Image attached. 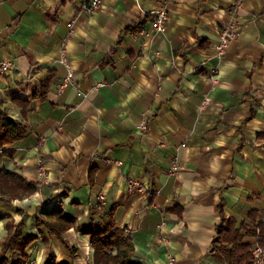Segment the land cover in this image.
<instances>
[{
  "label": "crops",
  "instance_id": "1",
  "mask_svg": "<svg viewBox=\"0 0 264 264\" xmlns=\"http://www.w3.org/2000/svg\"><path fill=\"white\" fill-rule=\"evenodd\" d=\"M103 1L89 13L85 0H0V61L14 64L0 74V108L29 130L3 146L11 153L0 151V169L39 183L30 196L0 200V248L12 219L38 236L25 258L14 253L22 264L50 253L95 264L89 234L64 232L74 255L38 218L60 210L88 229L115 208L142 264L169 255L174 264H228L213 243L221 200L238 227L252 209L264 220V0ZM237 2L241 28L220 59L214 47ZM161 6L169 19L157 32L150 11ZM137 23L141 31L125 30ZM64 40L75 75L60 89ZM50 72L47 98H32ZM16 97L30 101L25 114ZM134 179L146 188H129Z\"/></svg>",
  "mask_w": 264,
  "mask_h": 264
},
{
  "label": "trees",
  "instance_id": "2",
  "mask_svg": "<svg viewBox=\"0 0 264 264\" xmlns=\"http://www.w3.org/2000/svg\"><path fill=\"white\" fill-rule=\"evenodd\" d=\"M142 24L130 25L125 30L134 32L141 31ZM124 30V31H125ZM205 41H202V46ZM55 75L50 72L48 76L35 85L32 98H41L45 100L50 91V86ZM16 105L22 108L25 114L30 106L28 99L14 98ZM29 135V130L24 122L13 119L5 109L0 108V151L11 153L3 148L6 144H12L22 140ZM264 137L263 133L259 135ZM96 168L90 170V180L94 182L96 177ZM39 187V183L31 181L20 172L11 169H0V200L11 201L13 199L24 198L34 194ZM155 194V193H154ZM154 194L150 202H153ZM217 209L221 216L220 223L216 226V237L213 240L214 247H220L223 256L228 264H256V258L253 254L252 242H246L245 236H253L257 243L264 246V220L258 210H250L248 223L237 226L236 219L224 212L223 203L218 204ZM115 208L109 212L108 220L93 225L91 228H82L77 225L76 220L67 216L64 211L52 210L42 218H38V224H45L49 233L58 237V239L70 249L75 255L76 247L71 246L65 239V231L71 227H76L80 231L91 236L92 246H94L93 261L95 264H142L133 259L135 245L129 237L125 228H119L114 218ZM7 236L0 248V264H22V259H15L14 253L23 252L22 257H26L24 251L38 237L37 234H25L24 222L16 224L14 220L9 219L6 223ZM44 264H67L66 262H56L54 254L48 255Z\"/></svg>",
  "mask_w": 264,
  "mask_h": 264
},
{
  "label": "built area",
  "instance_id": "3",
  "mask_svg": "<svg viewBox=\"0 0 264 264\" xmlns=\"http://www.w3.org/2000/svg\"><path fill=\"white\" fill-rule=\"evenodd\" d=\"M104 1L103 0H85V3L81 6V10L84 12H89L93 13L95 11H98ZM238 6L239 3H235L230 8V19L229 21L221 28L218 40L215 44V55L216 57L222 59L225 57V54L227 52L228 47L230 46V43L232 39L237 37L239 30L241 28V22L238 17ZM150 13L153 15V28L158 31H165L167 20L169 19V14L167 11V8L165 6L158 7V9H154L150 11ZM76 31L71 25L68 29V34L66 38H69L74 34ZM66 40L63 41L62 43V50L59 56L60 62L65 66L66 68V77L63 79L62 83L60 84V89H63L67 85L73 82V77H74V64L72 60H70L66 46H65ZM14 67L13 62H11L8 59H3L0 61V74L8 72ZM85 96V95H84ZM139 128L144 131L147 130V124L145 121H143L140 125ZM181 167V163L179 159H174L172 161V164L169 168V173L170 175H176ZM135 187L139 188H146L144 187L143 183L140 182L139 180H131L129 182V188L134 189ZM101 199L103 198V195L100 197ZM253 254L256 258V264H264V246L260 245L259 243H256V245L253 247ZM174 256L169 255L168 259L165 261L164 264H174L175 263Z\"/></svg>",
  "mask_w": 264,
  "mask_h": 264
}]
</instances>
